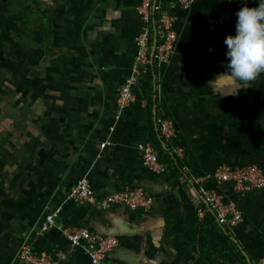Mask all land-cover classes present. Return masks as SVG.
Returning a JSON list of instances; mask_svg holds the SVG:
<instances>
[{"label": "crops", "instance_id": "0c3cea01", "mask_svg": "<svg viewBox=\"0 0 264 264\" xmlns=\"http://www.w3.org/2000/svg\"><path fill=\"white\" fill-rule=\"evenodd\" d=\"M139 3L0 0V264H18L22 243L64 251L60 264H91L62 234L67 226L117 237L125 250L113 252L118 264H262L264 188L241 195L228 182H207L242 213L229 227L183 176L248 163L264 172V70L248 82L216 76L225 71L223 39L234 34L245 2L196 0L182 8L169 0L177 39L165 61L150 49L154 101L134 87V100L120 110L118 88L143 26ZM162 119L174 128L172 149H182L179 173H156L142 161V145L166 143ZM81 179L98 196L141 187L152 207L68 200ZM57 208L54 224L44 226Z\"/></svg>", "mask_w": 264, "mask_h": 264}, {"label": "built area", "instance_id": "2783aa9c", "mask_svg": "<svg viewBox=\"0 0 264 264\" xmlns=\"http://www.w3.org/2000/svg\"><path fill=\"white\" fill-rule=\"evenodd\" d=\"M167 2L169 0H166ZM196 0H176L182 8H189ZM247 2L250 0H225ZM137 12L143 22L141 31L135 37L136 51L132 62L129 76L118 88L116 103L122 110L131 101L135 94L133 89L138 76L142 73L150 62L151 49V23L154 21L159 39L156 40L153 57L157 61H165L172 54L177 33L173 28V16L163 8L162 0H140ZM163 138L169 141L173 135L174 128L171 121L162 119L159 127ZM103 146L104 143H101ZM143 164L156 173H162L166 166L158 158L157 149L151 142L141 146ZM173 152L177 158L183 157L180 147H173ZM184 180H190L197 185L204 202L213 211L218 223L233 227L243 220L242 213L238 206L232 201H225L223 196L215 189L206 186L208 181L217 184L228 182L236 193L241 195L252 190L264 188V172L256 164L248 163L241 166L231 167L222 165L212 174L197 176L194 174H184ZM66 198L78 204L98 203L103 208L112 206H126L131 210L141 209L147 211L152 207L153 196L141 187H123L122 189L103 196H98L88 182L79 180L70 187ZM60 208L55 209L45 218L44 226L54 224ZM204 215L203 208L198 207V216ZM62 234L69 241L71 246H81L91 264H118L115 259L110 258V252L117 247L118 238L113 235L102 234L90 230L84 226H67L61 229ZM66 258L64 251L58 250L54 254L44 251L36 252L28 243H22L17 251L18 264H60ZM264 264V259L261 260Z\"/></svg>", "mask_w": 264, "mask_h": 264}, {"label": "clouds", "instance_id": "9594fccd", "mask_svg": "<svg viewBox=\"0 0 264 264\" xmlns=\"http://www.w3.org/2000/svg\"><path fill=\"white\" fill-rule=\"evenodd\" d=\"M235 15L234 34L223 39L225 71L216 76L248 82L264 70V0L242 3Z\"/></svg>", "mask_w": 264, "mask_h": 264}, {"label": "trees", "instance_id": "16d2710c", "mask_svg": "<svg viewBox=\"0 0 264 264\" xmlns=\"http://www.w3.org/2000/svg\"><path fill=\"white\" fill-rule=\"evenodd\" d=\"M162 3H163V8H166L165 6H166L167 1L162 0ZM155 20H156V17L154 21L151 23V27H150L151 44L153 43L154 40L156 42V40L159 39L158 35L155 33L156 31ZM153 63L154 62H150L147 65L146 69L142 73L139 74L136 85H135L139 96L141 98H144L145 100L147 99L149 102L154 101V98H153L154 90L152 87L153 76H154ZM164 141L166 142L165 144L161 143L160 141H155V143H153V145L157 149L159 160L165 164L166 169L171 170L174 173L181 172L180 169H181L182 162L180 158H177L176 155L174 154L169 141L165 139Z\"/></svg>", "mask_w": 264, "mask_h": 264}, {"label": "water", "instance_id": "95a60500", "mask_svg": "<svg viewBox=\"0 0 264 264\" xmlns=\"http://www.w3.org/2000/svg\"><path fill=\"white\" fill-rule=\"evenodd\" d=\"M154 45H155V40H154L153 43H152L151 55H152V53H153ZM119 250H120L121 252L125 251L124 249H120L119 247L114 248V249L110 252V254H109L110 258L116 260L117 258L113 255V252H114V253H115V252H119Z\"/></svg>", "mask_w": 264, "mask_h": 264}]
</instances>
